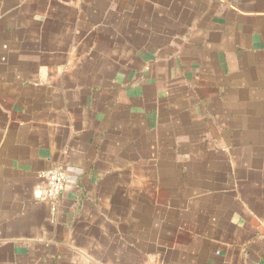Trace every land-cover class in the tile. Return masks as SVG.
<instances>
[{"label":"crops","instance_id":"crops-1","mask_svg":"<svg viewBox=\"0 0 264 264\" xmlns=\"http://www.w3.org/2000/svg\"><path fill=\"white\" fill-rule=\"evenodd\" d=\"M0 264H264V0H0Z\"/></svg>","mask_w":264,"mask_h":264},{"label":"built area","instance_id":"built-area-1","mask_svg":"<svg viewBox=\"0 0 264 264\" xmlns=\"http://www.w3.org/2000/svg\"><path fill=\"white\" fill-rule=\"evenodd\" d=\"M43 175L46 178L45 197L52 205V210L55 211L65 188L67 173L64 168L56 167L46 171Z\"/></svg>","mask_w":264,"mask_h":264}]
</instances>
